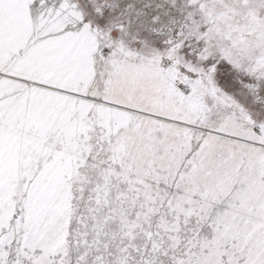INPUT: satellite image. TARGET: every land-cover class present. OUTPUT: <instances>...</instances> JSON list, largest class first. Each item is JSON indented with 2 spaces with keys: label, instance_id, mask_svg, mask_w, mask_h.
<instances>
[{
  "label": "snow or ice",
  "instance_id": "1",
  "mask_svg": "<svg viewBox=\"0 0 264 264\" xmlns=\"http://www.w3.org/2000/svg\"><path fill=\"white\" fill-rule=\"evenodd\" d=\"M0 264H264V0H0Z\"/></svg>",
  "mask_w": 264,
  "mask_h": 264
}]
</instances>
